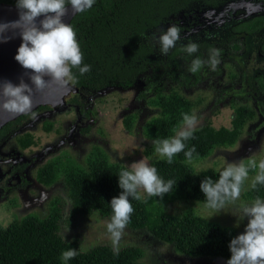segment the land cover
I'll use <instances>...</instances> for the list:
<instances>
[{"label":"trees","instance_id":"16d2710c","mask_svg":"<svg viewBox=\"0 0 264 264\" xmlns=\"http://www.w3.org/2000/svg\"><path fill=\"white\" fill-rule=\"evenodd\" d=\"M224 1L226 0H95L90 9L76 13L70 23L77 34L84 64L91 66V71L83 75L78 69L72 70L76 78L75 84L88 90L107 88L110 84L125 89L132 87L138 81L137 74L149 69L155 61H162L157 38L170 25L175 26L174 21H181V14L187 16L195 7H218ZM250 28L251 25L246 27L247 30ZM187 45L179 44L172 55L168 54L169 58L181 54L173 61L175 68L170 69L172 83H183L184 71L186 74H193L183 64H188L189 70L192 60H203L204 51L209 53L212 47H205L206 43L197 44L198 51L189 55L184 50ZM159 68L160 66L154 69ZM199 73L200 71L194 74L197 79ZM140 79H146V76L143 75ZM139 95L154 109V115L142 125L143 135L151 141L144 149V154L151 156L155 153L154 142L175 136L182 126L183 114L192 115L197 103L180 93L177 88L171 87L167 91L165 84L160 85L154 81L147 82ZM251 115L252 110L241 105L235 108L230 126L215 127L207 122L195 128L193 138L184 142L185 151L195 146L191 162L184 152L174 156L171 164L166 158L152 159L149 165L157 169L158 175L165 182L173 180L176 184L173 185L172 192L165 194L162 199L145 196L137 201L129 197L134 212L127 226L133 229L146 228L155 237L172 244L177 252L191 257L230 258L228 245L235 237L232 226L208 220L193 209L174 215L166 211L165 204L179 200L206 202L200 183L204 178L217 181L221 171L214 168L198 171L192 162L209 158L220 147H233ZM24 116L26 115H22ZM136 119V113L126 115V129L131 130ZM20 143L27 147L34 142L31 135L27 134L20 139ZM249 160L246 159L243 164L248 165ZM125 169L129 168L112 161L109 154L98 145L93 146L87 154L85 164L67 153L49 159L37 171V179L48 187L59 182L64 184L71 201L68 214L65 217L63 198L53 195L48 201L45 216L32 212L19 219L15 218L7 228L0 225V264H65L61 255L70 248L75 249L78 255L67 261V264H147L142 260L145 250L138 245L124 246L116 256L109 244L101 243L84 250L79 236L68 241L61 234L62 221L73 226L79 215L97 213L102 218H111L110 201L122 191L118 185V175ZM257 171L258 169H250L249 174ZM245 185L246 181L241 192L245 200L264 199V185L258 184L255 189L251 186L245 188Z\"/></svg>","mask_w":264,"mask_h":264},{"label":"rangeland","instance_id":"374dc122","mask_svg":"<svg viewBox=\"0 0 264 264\" xmlns=\"http://www.w3.org/2000/svg\"><path fill=\"white\" fill-rule=\"evenodd\" d=\"M201 31L196 30L194 34ZM220 33L223 34V30H220ZM193 38L190 42L202 41L205 36ZM189 40L191 39L185 36L184 39L176 42ZM180 56L181 54H179ZM222 65L225 67V64ZM206 70L209 71V67ZM226 79L227 77L221 81L216 80V82L224 83ZM184 80L186 86L168 82V87L165 90L168 91L171 87L177 88L180 93L197 103L192 114L198 120L196 128L207 122L215 127L231 125V119L235 114L234 110L229 104H216L215 100L218 96L215 90L218 85H215V79L210 78L207 82L208 85H202L199 82L190 83L193 82V78L186 74ZM139 81L127 89L111 85L107 89L96 92L95 95H88L90 98L86 101L90 110V119L81 124L80 128L84 129L82 135L77 136L76 132L68 134L67 128L74 127L79 120L77 117L72 122L74 111L69 105L60 109H51L45 115H36L31 124L15 132L17 141L28 132L32 136L34 144L23 152L25 162L22 167L15 170L14 187L0 189V225L9 224L15 218L19 219L31 212L41 217L45 216L48 211V201L53 195L63 198L65 201L64 214L65 217L67 216L71 201L64 184L57 183L52 187H47L41 183L46 187L41 190V186L36 180L38 168L48 159L59 155L61 151H68L80 163L85 164L86 154L94 144H98L109 154L112 161L119 162L129 169L133 162L145 160L150 163L152 159L159 157L156 152L151 156L144 154V149L151 144V141L143 135L142 125L154 115V109L147 105L146 99L138 95L142 88ZM81 95L87 96L86 94ZM132 112H136L138 119L133 130L129 131L124 125L123 118ZM87 126L88 130H86ZM69 135L71 138L67 139ZM251 138L250 132L243 131L233 147H220L211 157L192 162V165L198 171L206 168L222 171L228 164L244 163L247 158L255 159L259 163L264 159V135L260 136L257 144L254 142L255 140H250ZM73 145H75L74 148ZM261 148L263 152L260 151ZM23 149V147L17 146V150ZM255 175L256 173L249 174L245 188L251 186ZM18 185H21L23 189L18 188ZM25 190L28 193L24 194ZM38 192L39 194L44 192L43 194L46 193V195L40 200L39 194L34 197ZM142 195L146 196L143 193ZM30 198H35V200L28 201ZM252 202L254 201L245 200L241 194L237 204H251ZM165 209L174 215H181L186 209H193L208 220L232 226L235 229V236L244 232L248 222L247 218L240 220L232 214L235 211V206L231 204L221 212H216L206 207V202L179 200L165 204ZM109 221L110 218H102L97 213L79 215L74 220L73 226L62 221L61 234L68 241L79 236L81 248L84 250L101 243L112 246L106 231V224ZM131 244L138 245L145 250L142 260L147 264H227L229 259L214 256L191 257L177 252L172 245L155 237L146 228L133 229L127 226L120 241V248Z\"/></svg>","mask_w":264,"mask_h":264},{"label":"clouds","instance_id":"9594fccd","mask_svg":"<svg viewBox=\"0 0 264 264\" xmlns=\"http://www.w3.org/2000/svg\"><path fill=\"white\" fill-rule=\"evenodd\" d=\"M94 3L95 0H16L19 19L0 23V40L6 41L4 33L9 30L19 31L22 42L15 60L23 68L31 70L29 77L31 85L25 83L22 78L19 84L10 81L0 83V109L13 114H28L33 106L34 90L42 91L51 82L67 87L76 82L73 69H78L81 75L91 71V66L84 64V55L75 30L62 18L68 14L67 5L71 6L73 13H82L90 9ZM40 17L43 19H40L38 24L37 20ZM157 39L161 53L166 55L180 39V29L174 25L170 26ZM184 50L192 55L198 51V46L189 43ZM219 57L220 51L212 49L206 61L200 58L192 60L189 71L195 74L205 65L215 71L220 63ZM197 123L196 116L183 114L182 126L175 136L154 142L157 155L161 159L166 158L171 164L174 156L184 152L187 160L191 162L196 151L195 146L185 151L184 142L193 138ZM250 169H258L251 187L255 189L258 184L264 185V159L258 164L255 159H250L248 165L230 163L220 172L217 181L204 178L200 183V190L206 198V207L221 212L231 204L235 206L233 215L240 220L247 218L244 232L229 242L231 256L227 264H264V200L256 198L251 204H237L242 186L249 178ZM118 177V185L122 191L110 201L112 216L106 224L113 254L116 256L119 255L124 230L134 212L129 197L140 201L145 198L143 193L147 197L162 199L165 194L172 192L173 185L176 184L173 180L165 182L158 175L157 169L145 160L133 162L130 170H121ZM4 227L7 228L8 224L5 223ZM77 255L78 252L70 248L62 252L61 258L67 264V261Z\"/></svg>","mask_w":264,"mask_h":264},{"label":"flooded vegetation","instance_id":"af4514ba","mask_svg":"<svg viewBox=\"0 0 264 264\" xmlns=\"http://www.w3.org/2000/svg\"><path fill=\"white\" fill-rule=\"evenodd\" d=\"M222 3L223 4L218 7L192 8L191 12H189V15L186 16L185 14H181L179 16V18H182L181 21H174L175 26L180 29L179 40L184 39L185 36L191 40L180 43L176 42L175 47L171 48L166 55L162 54L160 51L159 54L161 57H163L162 61H155L154 64L149 66V69L137 74L139 77L138 81L140 80L139 82H141L140 84L142 87L139 91V94L141 93L143 87L145 88L147 82L149 83V81L159 82L160 85L165 84V89L168 87L167 83L170 82V69L175 68L173 61L179 55V53L174 55L173 58H169L168 54L170 53V55H172L174 49L179 44L197 43L200 45L202 43H206L205 47L212 45V47H210L211 50L218 49L220 51V63L217 69L212 71L209 68V71H207L206 68L208 66L205 65L201 69L198 79L194 76V74L189 73L188 75L193 78V82L190 83L199 82L202 83V85H208V80L213 78L215 79V85H218L215 90V93L218 96L215 100L216 104H229L232 106L234 113L235 108L241 105L252 110V115L245 124L243 131L250 132V135L252 136L250 140H255L254 142L257 144V140H259L260 136L264 135V0H226ZM0 4L16 5V0H0ZM248 25H251L250 30L246 29ZM170 26H173V24ZM240 27L243 28L241 29ZM196 30L202 31L194 34ZM220 30H223V34L220 33ZM202 36H205L202 41L190 42L194 39L193 37ZM200 47H202V45ZM204 52L203 60L206 61L208 59L209 53L206 51ZM205 56H207V58H205ZM170 64L172 65L171 67ZM222 64H225V67H223ZM183 65V67L189 71L188 64ZM158 66H160V68L155 70L154 68ZM179 71H181V69ZM184 73L186 76V71H184ZM157 74L161 76H156ZM143 75L146 76V79H140V77L142 78ZM148 76L151 77L148 78ZM225 76L227 79L224 83L216 82V80H223L226 78ZM174 83L186 86L185 80H183V83ZM111 85L112 84L109 86ZM103 89L107 88L104 87L101 89L90 90H88V88H83L82 92L74 94L67 100V105H69L74 111V119L72 122H74L75 119L79 117L78 123L74 127L71 126L67 128L68 134H73L76 132L77 136L79 134L82 135L84 129L80 128V126L90 119V110L86 99L90 98L89 96L95 95L96 92L102 91ZM148 91L145 92L148 93ZM81 94H86L87 96L83 97ZM65 106L52 108L48 105H40L33 112L24 114L26 116L22 117L21 115L14 120L4 123L0 127V189H11L14 187L13 183L15 181V170L16 168L22 167L23 163L25 162L23 152L27 151L28 148L34 144L32 143L27 147H23L20 143V139L25 138L29 133H25L24 136L20 137L17 141L15 132L18 129L31 124L33 122V118L36 115H45L51 109H60L64 108ZM151 108L153 109V107ZM137 119L134 121V125ZM252 121L254 122L252 123ZM133 128L131 130H133ZM88 129L89 128L87 126L86 130ZM70 138L71 137L69 135L67 139ZM96 145L98 144H94L93 146ZM17 146H21L24 149L19 151L17 150ZM74 146L75 145H73V148ZM62 153L71 155L68 151H61L60 154ZM75 159L77 160V158ZM36 180L41 186V190L46 188L43 186V183V185H41V182H39L38 179ZM18 188L23 189L21 185H18ZM25 193L28 192L25 190L24 194ZM43 193L39 194L38 192L34 197L39 194L38 198L41 200L43 196L46 195V193ZM32 200H35V198H30L28 201Z\"/></svg>","mask_w":264,"mask_h":264},{"label":"water","instance_id":"95a60500","mask_svg":"<svg viewBox=\"0 0 264 264\" xmlns=\"http://www.w3.org/2000/svg\"><path fill=\"white\" fill-rule=\"evenodd\" d=\"M68 14L63 17L65 23H71L76 13L72 12L71 6L67 5ZM19 19V10L16 5L0 4V23L11 22ZM43 17L38 18L37 23ZM7 37L5 40H0V83L10 81L13 84H19L21 78L25 83L31 85L30 74L31 70L23 68L16 60L15 55L22 42L19 31L9 30L4 33ZM45 79H49L45 77ZM82 92V89L75 83L67 87L51 82L42 91L34 90L32 95L33 106L31 112L37 109L40 105H48L52 108L67 105V100L74 94ZM30 112V113H31ZM24 114H13L0 109V127L11 120ZM195 260V259H190Z\"/></svg>","mask_w":264,"mask_h":264}]
</instances>
